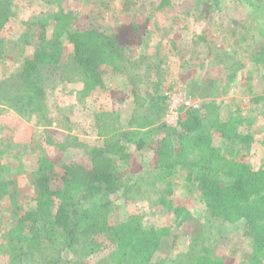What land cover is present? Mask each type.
Segmentation results:
<instances>
[{"label":"trees","instance_id":"1","mask_svg":"<svg viewBox=\"0 0 264 264\" xmlns=\"http://www.w3.org/2000/svg\"><path fill=\"white\" fill-rule=\"evenodd\" d=\"M35 1L40 2L39 11L23 20L28 29L18 39H9L3 32L16 16L18 0H0V63L11 55L14 63L21 62L16 71L0 77V115L12 110L26 121L40 117L51 123L54 118L47 103L58 86L82 84L79 94L86 98L105 87L108 74L129 80L135 106L127 129L121 125V115L112 109L91 114L89 128L104 143L93 146L88 166L77 168L69 161L60 187L52 183L57 164L70 147L64 139L50 140L60 157L35 155L29 170L33 186L28 205L17 198L14 179L6 175L3 159L14 147L0 125V215L9 200L16 219L0 250L5 264H88L89 258L107 246L113 247L112 257L118 258V264H158L156 253L163 244L171 240L175 249L178 236L172 226L145 229L137 211L116 220H111V214L120 208L117 199L133 202L135 196L146 197L155 188L157 200L175 212L178 225L191 220L185 207L169 198L171 181L178 172L194 178L210 216H236L245 221L253 239L248 264H264V166L255 168L249 160L247 148L253 137L241 129L245 118L237 113L224 116L223 104L211 100L182 112L177 126L167 124L162 120L168 105L161 92L163 80H152L150 63L132 52L133 34L125 44L116 33L76 28L75 15L64 8L66 0ZM125 1L128 6L137 0ZM198 1L208 8L218 3ZM237 1L252 9L253 18L264 17V0ZM143 64L147 68L142 73ZM156 69L159 73V67ZM147 84H152L151 90L143 94L141 87ZM260 99L256 97L254 102ZM129 145L155 155L153 165L133 184L110 164L111 155L128 160ZM96 264L109 263L102 259ZM184 264L228 263L205 249L190 253Z\"/></svg>","mask_w":264,"mask_h":264},{"label":"rangeland","instance_id":"2","mask_svg":"<svg viewBox=\"0 0 264 264\" xmlns=\"http://www.w3.org/2000/svg\"><path fill=\"white\" fill-rule=\"evenodd\" d=\"M18 5L16 16L3 32L9 39L21 37L28 29L23 20L40 9V2L35 0H18ZM63 5L75 15L76 28L116 33L125 44L133 34L132 52L137 57L145 56L147 65L149 62L151 66L152 80H163L161 92L165 96L169 91L179 98L185 94L191 103L200 105L215 100L223 104L224 116L237 113L245 118L241 129L253 137L247 148L249 160L255 168L264 166L263 15L253 18L252 9L237 0H218L209 8L198 0H137L128 6L125 0H66ZM12 57L0 63V77L18 69L21 62L14 63ZM142 66L143 73L147 66ZM151 87L152 84L144 85L141 92L145 94ZM80 89L82 84L76 83L58 86L57 93L53 91L55 94L47 103L49 115L54 118L51 123L40 117L26 121L12 110L0 115V125H4L1 132L14 147L3 164L7 177L14 179L17 198L24 205L31 203L33 176L29 170L36 162L35 155L60 157L58 149L49 144L50 140L64 139L70 147L55 171L52 185L60 187L69 161L77 168L81 164L88 166L93 146L104 143L89 128L93 112L112 109L121 115L124 129L128 128L135 105L132 84L127 78L108 74L105 87L86 98L80 96ZM256 97L262 99L254 102ZM162 120L165 122V116ZM219 137V134L215 136V143ZM127 152L128 160L111 155L110 164L120 168L124 179L133 184L147 166L153 165L155 155L138 151L134 145H129ZM171 184L173 194L169 198L176 206L185 207L191 220L178 225L175 212L157 200L155 188H150L146 197L135 196L133 202L117 199L120 208L111 214V220L123 219L137 211L142 215L145 229L172 226L178 236L175 249L171 240L163 244L156 253L158 264H184L190 253L205 249L215 257L224 258L228 264H248L253 239L247 233L245 221L236 216L229 219L210 216L196 181L186 173L178 172ZM146 187L144 183L141 186ZM10 204L7 200L0 215V250L16 221ZM113 252V247L107 246L86 263L96 264L104 259L109 264H118V258L112 257ZM0 264H5L3 255H0Z\"/></svg>","mask_w":264,"mask_h":264},{"label":"built area","instance_id":"3","mask_svg":"<svg viewBox=\"0 0 264 264\" xmlns=\"http://www.w3.org/2000/svg\"><path fill=\"white\" fill-rule=\"evenodd\" d=\"M166 97L168 105L165 114V122L172 126L178 125L180 116L185 110L201 107L199 103H191L190 98L185 94L179 98L174 92L169 91L166 93Z\"/></svg>","mask_w":264,"mask_h":264}]
</instances>
